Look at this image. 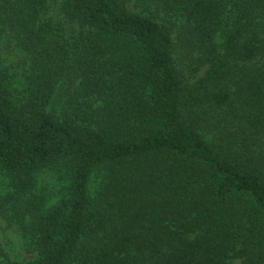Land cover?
<instances>
[{
  "label": "trees",
  "instance_id": "16d2710c",
  "mask_svg": "<svg viewBox=\"0 0 264 264\" xmlns=\"http://www.w3.org/2000/svg\"><path fill=\"white\" fill-rule=\"evenodd\" d=\"M4 45L0 221L27 264H264V0H0ZM48 168L67 197L42 214Z\"/></svg>",
  "mask_w": 264,
  "mask_h": 264
},
{
  "label": "rangeland",
  "instance_id": "374dc122",
  "mask_svg": "<svg viewBox=\"0 0 264 264\" xmlns=\"http://www.w3.org/2000/svg\"><path fill=\"white\" fill-rule=\"evenodd\" d=\"M20 53L12 45L0 47V64L10 74L15 75L14 87H21L24 80L18 75L22 69L19 59ZM21 80V81H19ZM103 172H98L93 176L92 185L97 188L102 180ZM8 180L0 174V195L8 192ZM68 182L63 174L56 168H48L40 171L36 176L35 193L42 198V214H46L67 197ZM0 239L4 247L10 251L13 258L22 264H27L36 259V254L32 251L29 238L23 237L12 229L6 227L4 221H0Z\"/></svg>",
  "mask_w": 264,
  "mask_h": 264
}]
</instances>
